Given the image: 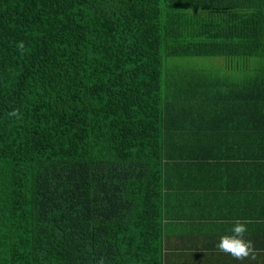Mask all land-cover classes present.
<instances>
[{"label":"trees","instance_id":"1","mask_svg":"<svg viewBox=\"0 0 264 264\" xmlns=\"http://www.w3.org/2000/svg\"><path fill=\"white\" fill-rule=\"evenodd\" d=\"M263 224L264 0H0V264H264Z\"/></svg>","mask_w":264,"mask_h":264},{"label":"clouds","instance_id":"2","mask_svg":"<svg viewBox=\"0 0 264 264\" xmlns=\"http://www.w3.org/2000/svg\"><path fill=\"white\" fill-rule=\"evenodd\" d=\"M18 49L24 51L23 42L17 45ZM18 110H13L10 115H17ZM251 221H235L231 228L230 235H223L220 237L217 244V249L225 254L230 255L235 260H245L248 258H255L256 249L253 242L245 238L248 232V224Z\"/></svg>","mask_w":264,"mask_h":264},{"label":"rangeland","instance_id":"3","mask_svg":"<svg viewBox=\"0 0 264 264\" xmlns=\"http://www.w3.org/2000/svg\"><path fill=\"white\" fill-rule=\"evenodd\" d=\"M236 62L237 61L230 64L231 65L230 71L233 72V70L236 69V67L233 66V65H236ZM169 64L174 65V67L185 66L188 68L202 69L203 71H212L213 73H219L220 71L225 72V70H228L227 69L228 60L225 62L224 58L218 59V57H215V58L191 57L190 59H186L185 62L179 61L177 59H166L165 60L166 72H167V67ZM224 66L226 67V69L224 68ZM232 72H229V73H232Z\"/></svg>","mask_w":264,"mask_h":264},{"label":"crops","instance_id":"4","mask_svg":"<svg viewBox=\"0 0 264 264\" xmlns=\"http://www.w3.org/2000/svg\"><path fill=\"white\" fill-rule=\"evenodd\" d=\"M254 211H257V210H254ZM250 215H253V214H250ZM248 219H249V217H248ZM248 221H250V220H248ZM260 230L262 233L260 231L256 232V233L259 235V237L262 236V239L264 240V224L260 227Z\"/></svg>","mask_w":264,"mask_h":264}]
</instances>
